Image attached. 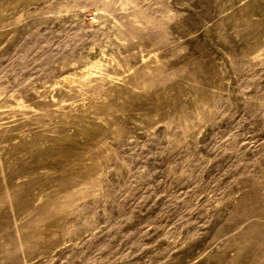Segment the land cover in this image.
Instances as JSON below:
<instances>
[{
	"label": "rangeland",
	"instance_id": "rangeland-1",
	"mask_svg": "<svg viewBox=\"0 0 264 264\" xmlns=\"http://www.w3.org/2000/svg\"><path fill=\"white\" fill-rule=\"evenodd\" d=\"M0 264H264V0H0Z\"/></svg>",
	"mask_w": 264,
	"mask_h": 264
}]
</instances>
